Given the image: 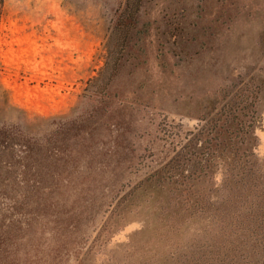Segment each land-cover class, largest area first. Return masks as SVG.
<instances>
[{
	"label": "rangeland",
	"instance_id": "rangeland-1",
	"mask_svg": "<svg viewBox=\"0 0 264 264\" xmlns=\"http://www.w3.org/2000/svg\"><path fill=\"white\" fill-rule=\"evenodd\" d=\"M128 1L0 0V264L249 253L245 231L212 245L211 217L168 213L221 123L254 122L264 171V0Z\"/></svg>",
	"mask_w": 264,
	"mask_h": 264
},
{
	"label": "trees",
	"instance_id": "trees-1",
	"mask_svg": "<svg viewBox=\"0 0 264 264\" xmlns=\"http://www.w3.org/2000/svg\"><path fill=\"white\" fill-rule=\"evenodd\" d=\"M131 7L132 2L129 0L123 14L128 12ZM227 121L233 122L232 120ZM223 122L225 123L226 120ZM222 125L223 123L218 126L217 135L206 139L208 143H212L213 138L217 140L214 144L219 146L218 149L215 148L218 152L215 154L211 145L203 146L200 150L195 151L198 152L195 153L197 158L195 162L198 165L202 164L200 171L194 178H192V173L185 177L183 185L187 189L192 188L194 192L189 191V193L195 199L185 201L184 207H178L176 211H170L168 214L181 218L186 213L188 215L187 223L192 220L191 217H197V219L205 215L211 217V223H208L206 227L207 234L205 236L212 245L219 241L222 232L220 238L222 242L225 240L231 242V238L236 232H247V237L251 241L249 253L244 257L239 255L236 258L234 255L229 258L231 257L229 251H233V248H228V253L225 256L228 260H234L233 264H238L236 260L239 261V259L242 260L241 264H264V171L258 169L257 163L252 158L254 154L250 149L251 145L256 144L253 133L254 122L250 120L249 123H246L245 128L244 125H239L240 129L238 127L239 130H235L236 132L225 130L222 132L220 131ZM222 135L224 141L219 142ZM227 140H229L230 146L224 144ZM234 140L246 148L231 147L230 142ZM213 167L221 168L223 171V180L219 187L213 186L211 175ZM237 209L246 211L239 215V212L236 213ZM214 226L215 228H213ZM221 264H224V260L221 261Z\"/></svg>",
	"mask_w": 264,
	"mask_h": 264
}]
</instances>
